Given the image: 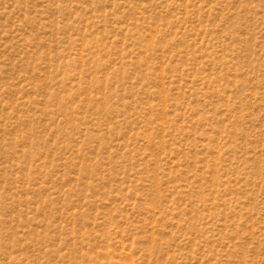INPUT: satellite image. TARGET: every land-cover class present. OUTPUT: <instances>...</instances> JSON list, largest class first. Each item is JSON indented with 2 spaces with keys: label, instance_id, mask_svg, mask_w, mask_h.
<instances>
[{
  "label": "rangeland",
  "instance_id": "374dc122",
  "mask_svg": "<svg viewBox=\"0 0 264 264\" xmlns=\"http://www.w3.org/2000/svg\"><path fill=\"white\" fill-rule=\"evenodd\" d=\"M0 264H264V0H0Z\"/></svg>",
  "mask_w": 264,
  "mask_h": 264
}]
</instances>
